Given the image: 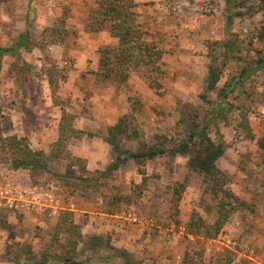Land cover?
Returning a JSON list of instances; mask_svg holds the SVG:
<instances>
[{"label":"rangeland","instance_id":"1","mask_svg":"<svg viewBox=\"0 0 264 264\" xmlns=\"http://www.w3.org/2000/svg\"><path fill=\"white\" fill-rule=\"evenodd\" d=\"M134 1L162 56L159 69L139 67L116 83L97 75L99 50L116 39L87 29L95 0H0V47L25 43L0 56L1 130L35 149L47 141L52 156L48 176L28 172L29 184L26 171L0 162V264H264V0ZM210 65L219 72L212 90ZM62 110L83 132L63 145L55 142ZM194 118L210 121L208 135L224 148L216 165L242 202L212 238L185 228L193 212L207 223L216 216L188 155L107 169L115 160L108 126L123 123L116 140L134 152L169 148ZM9 180L21 189L49 182L52 198L10 207Z\"/></svg>","mask_w":264,"mask_h":264},{"label":"trees","instance_id":"2","mask_svg":"<svg viewBox=\"0 0 264 264\" xmlns=\"http://www.w3.org/2000/svg\"><path fill=\"white\" fill-rule=\"evenodd\" d=\"M95 3V6H90L88 9L87 29L89 31L106 30L110 36L116 39L115 45H106L99 50L97 75L103 81L111 80L122 83L127 79L129 73L136 68L150 66L159 69L158 62L161 59L162 51L144 37L145 31L138 23L137 13L134 10L135 1L95 0ZM261 36H264V26ZM24 44L16 43L10 47H0V56L6 53H14L17 46H23ZM259 62L263 63V59H260ZM207 72L208 88L212 90L218 80L219 72L212 65L208 67ZM48 82L53 96L55 93L53 81L49 78ZM65 115V111L62 110L60 122L65 118ZM209 122V120L192 119L186 134L176 140L169 148H147L134 152L122 148L119 141L116 140V135L123 133L125 129L121 122L108 126V135L105 138V141L112 146L115 152V160L107 166L110 171L116 169L128 159H132L140 165L144 158H152L159 154L174 155L182 153L188 155V167L202 175L203 191L209 193L216 200V216L212 223H207L201 215L193 212L185 228L187 233L201 235L206 238L217 235L231 212L237 208L239 203H242L227 187V174L216 165V160L223 154L224 148L222 143H216L208 135ZM82 133V130L74 129L72 124H65L62 121V123H59L58 138L55 142L63 145L66 139L65 135L78 138ZM53 156H59L58 152L54 153ZM0 162L9 163L12 170H28L32 179L34 175L49 172L48 155L42 149L31 147L26 136L4 135L1 127ZM70 164L73 165L74 163ZM83 169L85 167L80 166V170ZM3 224L6 226L5 222ZM72 226L76 227L74 224ZM12 260L16 264L18 263L17 258ZM43 262H45V257L41 260L34 259L32 263L26 264H41ZM72 263L80 264L74 261ZM182 264L199 263L191 259H184Z\"/></svg>","mask_w":264,"mask_h":264},{"label":"built area","instance_id":"3","mask_svg":"<svg viewBox=\"0 0 264 264\" xmlns=\"http://www.w3.org/2000/svg\"><path fill=\"white\" fill-rule=\"evenodd\" d=\"M53 185L49 182L45 184L34 185L28 189H21L18 186H15L14 183L9 180L6 183L5 188L3 189L4 197L6 203L10 207H18V204L14 203L15 201H26L27 206H35L40 201H46L48 198H52V188ZM23 205V204H21Z\"/></svg>","mask_w":264,"mask_h":264},{"label":"crops","instance_id":"4","mask_svg":"<svg viewBox=\"0 0 264 264\" xmlns=\"http://www.w3.org/2000/svg\"><path fill=\"white\" fill-rule=\"evenodd\" d=\"M44 103H45V105H48V106H50L51 108H50V110L49 111H52V113L54 112V110H56V106H54L52 103H51V101H44ZM50 114H51V112H50ZM53 116H56L55 114H52ZM53 120V119H52ZM52 126H54V121H52V125L50 126L51 127V129H52V132L50 133V135H49V137H50V140H55L56 138H57V133H55L54 132V129L52 128ZM49 142V141H48ZM46 145H47V141H46V144L44 145V146H41L40 147V149H42L47 155H48V152L46 151ZM48 146V145H47ZM51 154H49V157H48V165H49V169H51V157L52 156H50ZM20 170H24V171H26V173L27 174H23L24 175V179L26 180V184H29L28 182H31L30 181V179H29V176H28V170H26V169H20ZM16 171H19V169H17ZM26 175V176H25ZM48 175H47V173H43L42 175H41V177H44V178H46ZM32 184V183H31ZM30 184V185H31ZM29 186V185H28Z\"/></svg>","mask_w":264,"mask_h":264}]
</instances>
